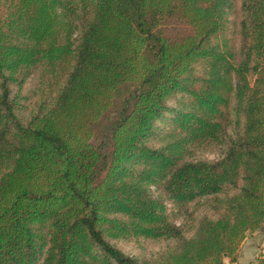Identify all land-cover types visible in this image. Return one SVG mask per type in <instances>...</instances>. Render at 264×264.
<instances>
[{
	"label": "trees",
	"instance_id": "1",
	"mask_svg": "<svg viewBox=\"0 0 264 264\" xmlns=\"http://www.w3.org/2000/svg\"><path fill=\"white\" fill-rule=\"evenodd\" d=\"M263 224L264 0H0V264H235Z\"/></svg>",
	"mask_w": 264,
	"mask_h": 264
},
{
	"label": "rangeland",
	"instance_id": "2",
	"mask_svg": "<svg viewBox=\"0 0 264 264\" xmlns=\"http://www.w3.org/2000/svg\"><path fill=\"white\" fill-rule=\"evenodd\" d=\"M237 4L238 6L240 5V0H237ZM165 30L168 36L171 37H181L184 36L186 34H189L191 32V27L183 22H179V21H170L165 25ZM232 39H235L234 36L231 37ZM204 65L198 66L199 70H204ZM183 100L186 101L185 98H182L181 95H178L172 99L169 100L168 105L172 108L177 107L179 104H183ZM169 127V120L168 118L164 119L163 121H159L156 124V128L157 130H161V129H166ZM102 138L99 136L98 140H101ZM103 142L107 143L108 139H104ZM153 144H158L157 140H154L152 142ZM107 149L109 150L110 147L109 145L107 146ZM220 153L218 151H209V152H205L202 153L200 155L201 158L204 159H208V160H214L217 159L219 157ZM155 189V188H154ZM156 190V189H155ZM167 212L168 215L170 216V218L177 224L180 225L183 220H184V215H183V211L181 213V208L178 207L177 205H175L172 202H168L167 203ZM119 248H121L126 254H128L129 256H138L141 252V250L134 244L129 243V242H122V243H117V245ZM150 251H158L160 249L159 246H151L150 247Z\"/></svg>",
	"mask_w": 264,
	"mask_h": 264
},
{
	"label": "crops",
	"instance_id": "3",
	"mask_svg": "<svg viewBox=\"0 0 264 264\" xmlns=\"http://www.w3.org/2000/svg\"><path fill=\"white\" fill-rule=\"evenodd\" d=\"M259 258L264 259V224L242 243L235 264H257ZM225 264L232 263L226 259Z\"/></svg>",
	"mask_w": 264,
	"mask_h": 264
}]
</instances>
